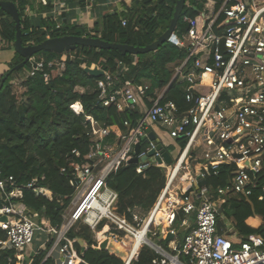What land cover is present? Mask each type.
I'll list each match as a JSON object with an SVG mask.
<instances>
[{"label": "built area", "instance_id": "obj_1", "mask_svg": "<svg viewBox=\"0 0 264 264\" xmlns=\"http://www.w3.org/2000/svg\"><path fill=\"white\" fill-rule=\"evenodd\" d=\"M195 1L203 2L204 9L196 18H183L188 29L181 39L177 35L176 38L187 56L172 69L168 86L152 97L147 93L148 83L122 84L119 77L106 73L104 81L99 82L104 106L114 104L121 112L139 110L142 117L133 127L125 122L127 130L115 135L114 128L88 118L92 125L88 131L91 145L83 162L73 165L75 190L61 226L51 225L37 212L29 213L22 202L25 210H17L14 202L22 199L23 192L15 186L12 176L6 177L0 170V197L6 202L0 209V228L7 235V241L0 242V251L15 250L21 264L31 257L26 250L40 235L43 249L51 242L44 261L50 258L55 264H89L77 249L79 240L70 237L72 230L84 225L93 233L105 229L107 236L115 239L129 237L134 245L140 240L135 253L132 244L121 258L124 264H132L144 246H155L163 264H183L179 259L181 254L191 264H264L261 236H250L235 244L234 235L228 234L234 230L232 222L229 221L231 227L224 224L221 228L218 223L223 205L231 198L250 201L259 187L260 200L264 202V184H261L264 183V0H223L221 5L218 0ZM67 2L51 0L52 11L63 13ZM123 4L117 11L127 12L132 2L127 7ZM126 22L123 19L124 26ZM57 27L61 25L58 23ZM60 55V59L49 62V68L57 66L64 70L69 52ZM30 63V76L44 70V59L33 57ZM44 78L48 82L49 74L45 73ZM175 81L188 84L185 98L191 105L189 108L164 101ZM79 108L82 109L80 104ZM149 132L166 148L162 133L178 142L175 144L177 156L170 154L174 160L172 165L165 164ZM181 141H186L185 146L182 147ZM138 144L141 150L137 155V172L143 174L155 166L164 169L167 176L166 186L142 228L136 224V217L133 222L118 212V194L108 186V178L135 157ZM73 153L81 158L78 151ZM142 158L161 162L143 163ZM223 166L231 174L225 186L216 189L207 183L200 186L212 173L217 175ZM177 180L180 186L172 189ZM33 184L27 187L34 188ZM185 184L190 186L185 189ZM34 191L48 197L46 189L34 188ZM180 211L194 219L180 247L173 248L176 259L153 244L152 239L159 235L158 227L163 221L169 224L168 237L170 234L174 237L176 229L172 225ZM159 213L163 214L160 221ZM2 217L7 220L2 221ZM5 244L8 246L4 247Z\"/></svg>", "mask_w": 264, "mask_h": 264}, {"label": "trees", "instance_id": "obj_2", "mask_svg": "<svg viewBox=\"0 0 264 264\" xmlns=\"http://www.w3.org/2000/svg\"><path fill=\"white\" fill-rule=\"evenodd\" d=\"M0 1L16 4L25 46L40 44L48 36H80L101 38L114 44L146 47L169 28L178 0H132L127 12L106 13L90 28L69 23L58 28V23L50 15L53 9L51 0H47V5L41 0ZM218 1L221 5L223 0ZM81 6H87L86 0H82ZM27 9L37 15L46 13L47 17L39 16L33 20L27 15ZM203 9V2H187L175 30L178 38L181 39L188 29L183 18H196ZM123 19L127 20L125 26ZM16 32V22L0 8V38L7 47H14ZM186 56L187 53L173 42H166L156 51L139 55H123L118 50L78 46L69 52L64 70L48 66L49 62L60 59V54L42 51L34 57L37 60L44 59L43 71L30 76L32 65L28 62L22 69L9 74L0 88V170L4 176H12L15 186L21 188V202L47 218L51 225L61 226L63 214L75 190L73 165L83 162L91 145L88 131L92 125L88 118L92 117L104 127L114 128L115 135L127 130L125 122L133 127L142 117L139 110L127 109L121 112L114 104L104 106L100 100L99 82L104 81L105 76L95 78L86 72V68H98L106 74L117 76L122 84L129 81L137 85L148 83L150 87L147 93L154 97L155 93L169 85L173 77L171 68L178 66ZM23 61L16 54L12 69ZM45 73L50 76L48 82L44 78ZM15 81H21L25 90L21 96L14 92ZM187 88L188 84L175 81L166 92L164 101H173L181 108H189L191 105L185 98ZM185 143L181 141L182 147ZM74 151H78L81 158L76 157ZM136 169L137 166L133 164L123 165L108 178V186L118 194V212L133 222L135 209L139 208L144 214L150 211L167 183L166 172L162 168L152 166L143 174H139ZM230 175L228 167L223 166L217 175L212 173L207 177L206 183L208 187L216 189L225 186ZM33 182L35 189L43 188L51 192V198L37 195L34 188L27 187ZM5 203V199L0 197V209ZM221 212L218 217L219 228L231 221L234 225L235 244L254 235L264 239V224L255 219L259 217L264 222V202L260 200L259 187L254 190L250 201L231 198L223 205ZM190 218L194 219V216L187 217L181 211L176 214L173 228L179 230L180 235L183 234L182 239L189 232L188 229L183 230V222ZM70 237L79 240L77 249L89 264H124L117 255L97 248V242L88 227L77 226L70 232ZM6 241V232L0 228V242ZM82 243H86V248ZM169 243L165 239L159 241L164 250L176 255L177 252L169 248ZM50 247L51 242L21 264H55L54 259L44 261ZM15 255V250H1L0 264H18ZM179 259L183 264H191L183 254ZM132 264L163 263L157 253L144 246Z\"/></svg>", "mask_w": 264, "mask_h": 264}, {"label": "water", "instance_id": "obj_3", "mask_svg": "<svg viewBox=\"0 0 264 264\" xmlns=\"http://www.w3.org/2000/svg\"><path fill=\"white\" fill-rule=\"evenodd\" d=\"M189 0H178L176 7H175V12L173 15V19L170 23L169 28L152 44L146 46V47H134V46H129L125 44H114V43H109L101 38H95V37H80V36H62V37H55V38H50L45 40L44 42L40 44H32V45H27L25 46L23 44L22 40V29H21V17L19 10L16 6L11 1H0V8L5 11L8 15H10L14 21L16 22V40L14 43V48L19 54L24 61L15 66L3 79L0 85V88L3 87L4 82L6 81L7 77L9 74H11L13 71H18L25 67V65L30 62V60L38 53L42 51H51L57 54H62L64 52H70L76 50L78 46H84V47H92L96 49H103V50H118L120 51L123 55L127 54H132V55H139V54H147L153 51L158 50L161 46H163L164 43L166 42H173L183 50L185 48L178 42V39L176 38L175 30L177 28V25L179 23V20L181 18L182 12ZM86 72L91 74L95 78H100L105 75V72L98 69V68H86ZM149 138L153 141H155L157 145V149L161 151L163 160L166 165L170 166L173 164L174 160L170 153L166 150V148L163 147V144L161 143L160 139L156 138V135L153 132H149ZM141 150L140 144L136 145L135 147V157L131 159L128 164H133L136 165L139 162V159L137 155H139ZM154 151L150 153V155H153ZM161 162V160H156V159H147V158H142L141 162L143 163H153L155 164L156 162ZM194 165L197 164V161L193 162ZM206 184L205 181H202L200 183V186H204ZM2 221H6V217L1 218ZM173 238L172 234L169 235V237L166 238V241L169 243L171 242V239ZM181 244H178L177 247H180ZM100 250H108L112 254L117 255L119 258H124L122 257V254L115 248L114 246H108L107 242H104L101 245V248H98ZM172 258H176L173 257ZM177 259V258H176ZM180 262V261H179Z\"/></svg>", "mask_w": 264, "mask_h": 264}, {"label": "rangeland", "instance_id": "obj_4", "mask_svg": "<svg viewBox=\"0 0 264 264\" xmlns=\"http://www.w3.org/2000/svg\"><path fill=\"white\" fill-rule=\"evenodd\" d=\"M80 2L77 1L76 6L74 8H71L73 6H72L71 2L68 1V3H70V5H67L66 7H64L63 13L60 12V11H57V12L51 11L50 15L53 18H56L55 20H57V22L60 25H64L65 23L66 24L69 23V24H72V25L73 24H77V25H81L82 24L85 27L90 28L95 21H97V20L102 18V16L100 15V14H102V11H99V9L96 11V7H94V8H87V7L83 8L81 6ZM91 3L95 6V4L93 2H91ZM29 14H30V12H29ZM71 14H73V15H71ZM40 17H41V15H40ZM32 18H33V20H35V18L38 19L39 15H35V16L33 15ZM171 69H174V68H171ZM13 87H14V92L17 95H19V96H21L23 94V92L25 91L24 88L21 85V81H15ZM161 137L163 138L165 144H171L173 142L172 139L168 136V134L166 132L162 133ZM169 149L171 150V147H169ZM200 156H201V153H200ZM180 184H181L180 180H177L175 182L174 186H172V189H176L177 190V188L180 186ZM189 186L187 185V187H185V189H187ZM160 196H159V198H160ZM153 208L150 211L146 212V214H144L139 208L135 209V211L137 213L136 214V216H137L136 218L137 219L135 220V222L140 228H142L143 225L145 224L144 222L147 220V218H148L150 212L153 210ZM228 222L229 221H227V223ZM258 222L260 224H264V222L261 219ZM167 224L168 223L162 224V227H160V228H162L161 232L164 231V233H162V235L159 237V239H155V238L152 239L153 242L155 244H157L158 246H160L159 245V241L160 240L166 239L168 237L167 234H168L170 229L168 228ZM179 232L180 231L176 229V235L171 240L174 243L170 242L169 243V248H173L177 244V242H180V241L184 240V238L182 239V237H183L182 235L183 234L180 235ZM37 236L39 238H37L33 242V244L27 248L26 253H29V254L35 253L37 250H39L40 248L43 247L42 246L43 245V237H41L40 235H37ZM93 238L97 242V245H98L97 248H101V245L104 242H107L108 246H114L115 248H117V250H119V252L122 254V257H124V253L126 254V252H129V250L132 247V243H131L132 240L129 237H121V238L115 239V238H112L111 236L110 237L107 236V234L105 232V229L100 230L97 233H93ZM115 244L119 245V247H116ZM7 246H8L7 244L4 245V247H7ZM85 246H87L86 243H85ZM148 247L151 248L155 253H157V250H156L157 248L155 246H148ZM168 253L170 255H172V256H177V254L173 255L170 252H168ZM157 254L159 256V253H157Z\"/></svg>", "mask_w": 264, "mask_h": 264}, {"label": "crops", "instance_id": "obj_5", "mask_svg": "<svg viewBox=\"0 0 264 264\" xmlns=\"http://www.w3.org/2000/svg\"><path fill=\"white\" fill-rule=\"evenodd\" d=\"M68 1L70 2V0H68ZM80 1L82 2V0H80ZM81 2H80V4H81ZM86 2H87V6L86 7H90V8L96 7V11L99 9V11H102V14H100V15L101 16H104L106 13H114V12H116L117 10H119L122 7V4L123 3L124 4L131 3L132 0H99V1L86 0ZM91 2H93L95 4V6ZM71 4H72L73 7H71V6L70 7L71 8H74L76 6V4H77V1L76 0H72ZM68 5H70V3H68ZM29 12H30L31 15L29 14ZM27 15H29L30 17H33V15L35 16L37 14L34 11H32L30 9H27ZM40 15H41V18L42 17H44V18L47 17L46 16L47 15L46 13H43V14H40ZM35 19H37V18H35ZM16 54H17V52H16L15 48L14 47H12V48L11 47H7L5 45V43L0 38V85H1L2 79L12 70V67L11 66H12V63L14 62V60L16 58ZM207 80H209V78H207ZM172 141L173 142L171 144H165L167 146V148L164 147V145H163V147L166 148V150L170 154L173 153L172 156H177V152H176V149H175V144H177L178 142L175 141V140H173V139H172ZM169 147H171V150L169 149ZM46 193H47V195H48L49 198L52 196L49 191H47ZM14 203H15V206H16L17 210H25V206L21 203V200L20 199H16ZM27 211L29 213L34 212L31 209H27ZM136 214L137 213L135 211L133 213V216L134 217H137ZM157 217H158V221H160V219L163 218V217H160V214H158ZM255 219H256V221H260V218L259 217H256ZM192 221H193V219H191V218L188 219V220H186V223L183 224V226H182L183 227V230L189 229V227L191 225H193ZM166 223H167L166 221H163V224H166ZM167 225H168V228H169V224H167ZM225 225L227 227H231L230 226L231 225V222H228V223L226 222ZM160 227H162V225ZM160 227H158V233H159V235L157 237H155V239H159V237L162 235V233H164V231L161 232L162 228H160ZM172 228H173V225H172ZM228 234L235 235L234 230L233 231H230ZM152 242H153V240H152ZM171 242H173V241H171ZM180 243L181 242H177V244L175 246L177 247L178 244H180ZM153 244H155V243L153 242ZM155 245H157V244H155ZM82 246L86 248L85 243H82ZM173 248H171V249H173ZM40 249H43V248H40Z\"/></svg>", "mask_w": 264, "mask_h": 264}, {"label": "bare ground", "instance_id": "obj_6", "mask_svg": "<svg viewBox=\"0 0 264 264\" xmlns=\"http://www.w3.org/2000/svg\"><path fill=\"white\" fill-rule=\"evenodd\" d=\"M187 185L189 186V184H185L184 186L187 187ZM184 187V188H185ZM160 214V217H163V214L162 213H159ZM146 232V229L143 231V233L141 234L143 236V234ZM141 236V237H142ZM134 241H132L131 243L133 244ZM134 245V244H133ZM116 247H119V245L115 244ZM140 247V240L138 242L135 243V245L133 246V251L134 253L139 249ZM126 256V255H125ZM173 262H176V259H173Z\"/></svg>", "mask_w": 264, "mask_h": 264}]
</instances>
